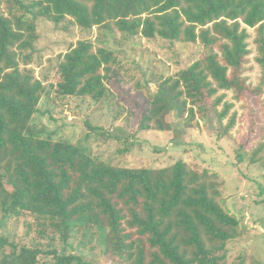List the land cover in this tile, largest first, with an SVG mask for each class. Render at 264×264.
Instances as JSON below:
<instances>
[{"label":"trees","instance_id":"trees-1","mask_svg":"<svg viewBox=\"0 0 264 264\" xmlns=\"http://www.w3.org/2000/svg\"><path fill=\"white\" fill-rule=\"evenodd\" d=\"M66 18L85 31L116 27L128 36L201 45L199 58L173 77L157 78L142 105L140 129L168 130L167 113L181 116L189 105L193 117V106L221 90L237 99L244 91L261 92L243 76L248 29L264 83V0H0V223L30 213L40 232L50 228L63 243L60 253L11 243L5 252L0 236V264H88L66 253L67 239L74 229L95 227L102 229L103 255L120 264H223L227 242L241 232L207 170L197 172L182 160L159 168L120 166L31 127L44 92L26 67L38 37L36 20ZM115 52L78 40L58 59L56 94L99 102L106 83L116 80ZM262 147L252 152V162Z\"/></svg>","mask_w":264,"mask_h":264},{"label":"rangeland","instance_id":"rangeland-1","mask_svg":"<svg viewBox=\"0 0 264 264\" xmlns=\"http://www.w3.org/2000/svg\"><path fill=\"white\" fill-rule=\"evenodd\" d=\"M36 27L35 51L26 67L42 81L44 92L31 127L84 146L92 156L120 166L159 168L182 160L197 172L207 170L221 192L220 205L239 221L241 232L227 242L223 264H264V192L260 194L264 188V83L254 61L253 30L248 29L249 53L243 76L248 85L261 92L244 91L237 99L229 90L218 91L199 104L200 108L193 106V117L187 114L189 105L181 116L171 110L165 116L170 129L157 130L139 128L142 105L156 90L157 78L173 77L203 54L199 43L128 36L116 27L94 26L85 31L70 18L58 24L37 19ZM81 39L91 41L94 48L115 50L119 59L116 80L106 83L107 93L99 102L56 94L58 59ZM222 93L223 99L213 107L214 99ZM225 105L230 106L219 119ZM261 145L252 162V152ZM39 229L30 213L0 223V236L6 239L3 250L8 252L11 243L17 248H56L60 253L63 243L58 234L50 228ZM101 232L98 227L74 229L67 239L66 253L88 264H120L103 255Z\"/></svg>","mask_w":264,"mask_h":264}]
</instances>
